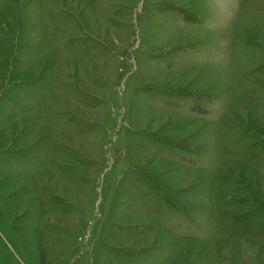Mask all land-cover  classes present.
Here are the masks:
<instances>
[{"label": "rangeland", "instance_id": "374dc122", "mask_svg": "<svg viewBox=\"0 0 264 264\" xmlns=\"http://www.w3.org/2000/svg\"><path fill=\"white\" fill-rule=\"evenodd\" d=\"M0 264H264V0H0Z\"/></svg>", "mask_w": 264, "mask_h": 264}]
</instances>
